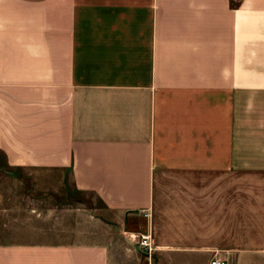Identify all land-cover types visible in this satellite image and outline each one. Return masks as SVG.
<instances>
[{
    "label": "crops",
    "instance_id": "1",
    "mask_svg": "<svg viewBox=\"0 0 264 264\" xmlns=\"http://www.w3.org/2000/svg\"><path fill=\"white\" fill-rule=\"evenodd\" d=\"M81 194L159 264L264 259V0H0V264H130Z\"/></svg>",
    "mask_w": 264,
    "mask_h": 264
},
{
    "label": "rangeland",
    "instance_id": "2",
    "mask_svg": "<svg viewBox=\"0 0 264 264\" xmlns=\"http://www.w3.org/2000/svg\"><path fill=\"white\" fill-rule=\"evenodd\" d=\"M81 197H82L83 203L86 206H88V204L89 205L93 204L94 206H97L98 208L97 211L99 213L106 214L109 220L113 221V223L111 224L99 222L101 225L98 226V232H100L104 238L106 237L109 240V242L118 249V251L119 250L122 251L121 249L125 250L126 248H131L132 254L128 253L130 264L132 263L133 264H140V263L141 264H159L160 258H159L158 253L157 252L153 253V251L151 253H148V250L145 247H143L139 242L141 238V234L145 233V230L147 229V224H146V219H145L146 216L144 214H142L138 218L129 219L127 226H125L122 223V219H120L121 218L120 215H116V214L108 213V212L105 213L103 210H101L100 203L95 199V197L90 196L89 194H81ZM83 203L81 207H82V211H85L83 210V209H86L84 208L85 206L83 205ZM88 211L92 212V209L91 210L86 209V212ZM150 221H151V218H150ZM132 225L137 226V230H138L137 233L139 235L135 234L136 241H134L133 244L130 245L127 241V237L130 238L132 234L129 232V231H133L132 229H130ZM90 227L92 229V226ZM223 244L225 243H220V245L222 246ZM208 259H209V256H207L206 258L200 259V261L202 263L203 262L206 263ZM227 259H228L229 264H236V261H235L236 259H234L232 256H227ZM195 260L199 262V259H195ZM138 261H141V262H138ZM243 262L245 264H264V259H243Z\"/></svg>",
    "mask_w": 264,
    "mask_h": 264
},
{
    "label": "built area",
    "instance_id": "3",
    "mask_svg": "<svg viewBox=\"0 0 264 264\" xmlns=\"http://www.w3.org/2000/svg\"><path fill=\"white\" fill-rule=\"evenodd\" d=\"M140 244L148 250V253L152 251L151 238L149 235H141ZM207 264H229L227 259L213 257L209 259Z\"/></svg>",
    "mask_w": 264,
    "mask_h": 264
}]
</instances>
